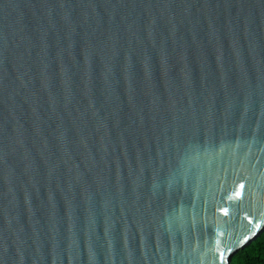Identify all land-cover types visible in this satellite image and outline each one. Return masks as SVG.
<instances>
[{
  "label": "water",
  "instance_id": "obj_1",
  "mask_svg": "<svg viewBox=\"0 0 264 264\" xmlns=\"http://www.w3.org/2000/svg\"><path fill=\"white\" fill-rule=\"evenodd\" d=\"M263 230L264 0H0V264H231Z\"/></svg>",
  "mask_w": 264,
  "mask_h": 264
},
{
  "label": "trees",
  "instance_id": "obj_2",
  "mask_svg": "<svg viewBox=\"0 0 264 264\" xmlns=\"http://www.w3.org/2000/svg\"><path fill=\"white\" fill-rule=\"evenodd\" d=\"M231 264H264V230L248 246L233 255Z\"/></svg>",
  "mask_w": 264,
  "mask_h": 264
},
{
  "label": "snow or ice",
  "instance_id": "obj_3",
  "mask_svg": "<svg viewBox=\"0 0 264 264\" xmlns=\"http://www.w3.org/2000/svg\"><path fill=\"white\" fill-rule=\"evenodd\" d=\"M239 195H241V193L238 192V193H237V196H239ZM222 211H226V210L222 209Z\"/></svg>",
  "mask_w": 264,
  "mask_h": 264
}]
</instances>
